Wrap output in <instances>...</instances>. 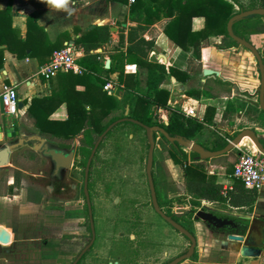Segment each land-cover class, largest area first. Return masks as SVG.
<instances>
[{"label":"rangeland","instance_id":"1","mask_svg":"<svg viewBox=\"0 0 264 264\" xmlns=\"http://www.w3.org/2000/svg\"><path fill=\"white\" fill-rule=\"evenodd\" d=\"M242 1L247 5L248 0ZM238 30L245 33L252 31L249 27ZM252 41L258 42L256 38ZM227 43L229 39L224 37L223 44ZM256 48L261 52V46ZM243 72L246 76H252L248 68L243 69ZM254 76L253 89H256L259 84L258 70L253 73ZM120 84L118 82L112 90H106L108 94L116 96L119 103L104 122L110 117H122L121 103L126 101L129 91L123 90ZM220 91L228 93L230 88L222 86ZM236 91L232 87V99L225 104L227 109H223L225 113L220 122V134L231 135L243 128H252L264 137V112L259 107L257 94L249 95L241 91L238 95ZM19 133L25 134L22 130ZM217 135L219 133L215 129L206 127L201 135L191 140L210 145ZM246 137L229 153L202 160L205 169H211L212 166L216 173L223 165L227 171L234 165L239 151L248 148L246 144L250 143V138ZM98 138L99 135H93L94 142ZM150 139L154 142L150 175L157 194L156 204L165 215L173 214L179 216L181 222H187L190 196L186 193L180 167L173 164L169 157V142L158 131L152 135L145 127L122 123L103 136L94 151V164L98 166L95 169L100 172V178L92 201H89L92 204V210L89 211L85 205L82 182L86 168L84 160L93 147L83 142L82 135L78 134L69 141L73 148L76 146V160L82 158V163L76 164V168L71 171L76 172L74 175L77 180H71L75 185V194L69 195L71 192L68 189L67 197L65 194L62 199L55 198L56 194L47 196L44 191L42 156L34 152L30 145L14 151L12 155L15 157L10 159V164L0 168V226L15 235V240L21 239L24 227L35 236L33 242L21 243L16 240L20 252L15 256L10 255L9 246L16 243H0V264H163L175 252L184 250L188 243L186 236L164 220L152 206L146 172ZM82 146L86 147V154L80 151ZM183 148L190 152L184 145ZM13 159L14 165L21 170L13 169ZM86 169L90 172V168ZM32 188L37 191V195L31 194ZM86 188L88 192L89 188ZM36 198L39 202H30ZM116 198L117 203L113 201ZM201 203L199 208L209 210L202 207ZM53 208H59L54 212L60 213L52 212ZM134 216L138 219L134 220ZM26 218L30 223L28 226L23 223ZM43 225L49 226L44 237L36 231ZM210 232L212 237H216L217 232L212 229ZM86 246L83 256L76 259ZM59 247L73 250H60Z\"/></svg>","mask_w":264,"mask_h":264},{"label":"crops","instance_id":"2","mask_svg":"<svg viewBox=\"0 0 264 264\" xmlns=\"http://www.w3.org/2000/svg\"><path fill=\"white\" fill-rule=\"evenodd\" d=\"M156 5L157 3H153L151 10H154ZM0 8L9 9L11 27L21 38H24L27 33V18L33 17V23L31 22L28 37L39 46V51L40 46H45L47 43H54L59 39H61V43L63 44L62 47L71 45L74 48H78L74 45V39L78 38L83 30L91 29L94 26L107 25L110 40L97 48V52L100 53V60L103 62V70L100 76L103 77L108 75L111 79L107 82L111 83L112 87H114L118 83L116 78L120 67H122V72L124 74H134L137 76L139 80V90L141 92L145 91L146 68L134 62H122L121 65V60L117 57V54L125 50V35L128 28L137 25L135 20L129 18L130 3L128 0H0ZM236 10L237 6L234 5L232 12H236ZM159 13L161 17L159 19L153 18L152 22L146 25L139 33L143 38L153 41V48L148 52L145 59L149 62H162L167 66L175 67L189 75L184 81L177 80L172 75L166 76L161 86L169 91L167 104L179 108L184 113L192 110L190 116L200 120L206 114L207 106H211L214 108V124L207 125V128L215 129L220 134V127L222 126L220 122L222 120L223 109L228 100L232 99V87L237 90L236 94L238 95H240L241 91L247 92L249 95L254 94L253 78H255V76L253 77V73L257 71V64L254 56L248 49L240 44L230 46H227L229 43L223 44L224 35L210 34L200 44L199 57H194L191 48L183 50L165 35L163 29L171 17L163 16L161 11H159ZM143 15L148 19L153 17L146 15L145 11ZM260 19L264 23V16H261ZM204 25L205 19L203 16L198 15L191 18L190 29L192 31L201 30L204 28ZM64 34L66 35L62 36ZM120 35L123 37H120ZM247 36L249 41L251 43L253 42L252 44L261 46L262 50L264 47V33L251 32L247 33ZM253 38H256L258 42L256 41L257 43H255V41H252ZM0 48L3 49V65L0 68V96L4 85H13L17 92L18 101L22 103L17 117L6 116L4 114L7 119V126H12L10 121L15 119L16 123L14 125L17 126L18 131L22 130L25 134H33L21 135L19 133L17 140L20 136L24 135L28 136V138L32 136V138L41 141H58L57 138L40 134L38 128L35 127L32 121L27 117L26 109L31 98L49 95L52 91L59 93L65 88L71 89L76 78H73V75H69L70 78H65L60 74L61 72L48 79L43 78L39 73V68L49 58L50 54H47L46 49L41 52L42 58H44L43 62H39L36 57L28 55L30 49H27L26 56L19 58L11 53L5 44H1ZM82 55L83 52L79 55L78 59ZM106 60L109 61L107 67L105 66ZM109 67L113 69V72L110 73L105 71ZM204 68L218 71V75H203L202 70ZM245 68H248V73H251L252 76L244 75L243 69ZM120 85L123 90L129 91L123 83ZM73 86L75 90L84 89L83 82H76ZM222 86L230 88V91L228 93H221L220 87ZM103 90L105 89L103 88ZM159 110V107L154 109L156 112ZM2 114L0 108V121ZM209 114L210 110L207 115ZM65 117L66 107L63 102L51 113L50 118L63 119ZM4 142L5 141H0V146H2ZM6 142L10 143V141ZM239 143H241V141ZM18 149L19 148L14 151ZM14 151L10 153L9 164L10 159L12 160V157H15L13 156ZM36 153L39 152L36 151ZM223 155L224 154L219 156L221 157ZM219 156L212 158H217ZM14 164L13 159V165ZM13 167V169L21 170L15 165ZM207 173L215 175V180L222 183L224 187H231L232 180L228 177L227 171L223 168V165H220V170L216 173H214V167L211 166V169H208ZM1 189L2 181H0V194L2 191ZM257 191L258 194L250 212H245L244 208L224 207L215 201H206L202 199L200 202H202V206L207 207L209 210H215L220 213L227 212L230 215H235L243 220L244 224L242 225H246L245 223H250L253 220L258 221L264 219V187ZM30 202L37 203L39 200L36 198L30 200ZM23 223H25L24 226L30 225L27 218L23 220ZM239 224L241 223L239 222ZM44 226L46 225L40 226L38 229L36 228L37 233L41 234V236ZM189 227L192 233L191 235L195 240V247L193 250L195 258L188 256L180 259L176 264H252L258 260L241 256L235 249L236 244L226 239L227 233L224 235L223 232H217L216 237H212L210 229L202 220L191 217ZM32 228L34 231V226ZM24 229L21 239L16 240L21 243L33 242L35 235L29 234L28 231L31 230ZM5 231L9 234V240L6 243H0L8 245L16 243L13 246H9L10 255L15 256L18 251L20 252V247L17 245L15 235H11L7 229ZM244 234L245 233L242 234L243 238H245ZM222 235H224V237ZM183 236H186L188 240L185 249L175 252V254L163 264H169L171 261L183 256L189 251L192 241L184 233ZM22 248V250L25 251L24 247Z\"/></svg>","mask_w":264,"mask_h":264},{"label":"trees","instance_id":"3","mask_svg":"<svg viewBox=\"0 0 264 264\" xmlns=\"http://www.w3.org/2000/svg\"><path fill=\"white\" fill-rule=\"evenodd\" d=\"M153 3H157V5L154 10H151ZM234 5L237 6L236 12H232ZM256 7H264V0H248L247 5L242 0H133L130 3L129 18L135 20L137 25L128 28L125 35V50L117 54V57L121 60V65L122 62H134L146 68V89L141 92L137 76L124 74L122 67H120L116 80L123 83L129 90L128 98L121 103L123 107L121 118L126 119L113 125L105 135L118 124L130 123L137 127H156L157 129L153 130L152 135L158 131L167 139L170 144L169 157L173 164L180 167L186 193L190 196L187 212L189 219L187 222H181L179 216L173 214L168 216L172 217V220L185 228L190 234H192L189 227L191 217L196 208L200 206L202 199L215 201L224 207L244 208L245 212H250L258 191L245 188L242 182L233 176V166H231L227 170L228 177L232 180L231 188H227L225 194H222L223 184L215 180V175L207 173L202 160L195 159V152L190 151L188 153L184 150L181 143L195 139L202 134L207 125L214 124V108L207 106L206 114L200 120L186 115L179 108L168 105L169 91L161 86L166 76L172 75L177 80L184 81L189 75L162 62L147 61L145 58L153 48V41L143 38L139 33L152 22L153 18L159 19L161 17L159 11H161L163 16L171 17L164 26L165 35L181 49L188 50L191 48L192 55L198 58L200 44L210 34L224 35L229 39L227 46L237 45L238 43L227 34L226 22L240 10ZM144 11L146 15L153 17L151 19L146 18L143 15ZM198 15L203 16L205 19L204 28L192 31L190 29L191 18ZM260 17V15H250L235 21L232 25L234 34L249 41L247 33L238 30V28L249 27L252 33H264V23L260 20ZM31 22L33 23V17H28L27 33L24 38H21L11 27L9 9L0 8V45L5 44L9 51L19 58L26 56L27 49H30L28 55L36 57L39 62H43L44 58L41 55L43 50L46 49L47 54H50L54 49L62 47L63 44L59 39L54 43L40 46L39 51V46L28 37ZM120 37L123 36L120 35ZM109 40L110 34L107 25L85 29L78 38L74 39V45L83 51V55L78 59V64L82 70L80 73L68 71L60 74L65 78H70L69 75H73V78H76L73 85L76 82H83L84 89L75 90L72 85L71 89L65 88L59 93L52 91L49 95L31 98L26 109V115L38 128L40 134L57 138L59 142L65 143V145H68L74 136L80 134L83 142L93 147L95 143L93 135H100L110 123L118 119L117 116H114L104 122V119L118 106L119 100L116 96H112L103 90V85L111 78L108 75L100 76L103 70V62L100 60V53L94 52L95 49ZM2 65L3 49L0 48V68ZM105 71L111 73L113 69L109 67ZM63 102L66 107V117L63 119L50 118L51 113ZM126 106H128V111L125 115ZM157 107L160 110L156 112L154 109ZM150 108H152L151 111ZM226 109L227 107H225ZM209 110L210 114L207 115ZM236 133L234 132L231 135L219 134L213 138L210 145L199 141L197 143L205 149L217 150L225 146ZM249 141L250 143L246 146L257 150L252 141L250 139ZM259 141L264 146V137L259 136ZM80 151L86 154V147L82 146ZM48 227H43V237ZM236 233L242 235L244 229L242 228ZM59 249L73 250L72 248L63 247H59ZM190 257L195 258L194 252L190 254Z\"/></svg>","mask_w":264,"mask_h":264},{"label":"water","instance_id":"4","mask_svg":"<svg viewBox=\"0 0 264 264\" xmlns=\"http://www.w3.org/2000/svg\"><path fill=\"white\" fill-rule=\"evenodd\" d=\"M250 15H264V7H256V8H250L246 10H240L239 12L233 14L226 22V31L228 36L237 42L238 44L242 45L246 49H248L252 55L254 56L257 64V70H258V76H259V84L256 89L253 90V93L257 94V99H258V104L259 107L262 111H264V47L262 48L261 52L256 48L254 44H252L250 41L245 40L244 38H241L234 34L232 25L235 21L240 20L242 18L248 17ZM95 52L98 51V49L94 50ZM109 61H105V66H108ZM203 75H213L216 76L218 75V71H215L210 68H204L202 70ZM22 103L18 101V108H21ZM0 108L1 112L3 113V106L2 102L0 99ZM128 111V106L125 107V114H127ZM126 118H120L117 119L116 121L110 123L106 129L99 135L98 140L94 143L92 151L90 152L91 157L96 149V146L100 139L105 135V133L118 121L124 120ZM12 126H7V119L4 115L2 114L1 121H0V141H5L2 146H0V168L5 167L9 164V156L12 151L17 149L19 146L22 145V137H20L16 142H10L7 143L10 138L16 136L18 133L17 126L14 125L16 123L15 119H12L10 121ZM147 129V132L151 134L153 130H156V127H145ZM249 137L250 140L255 144L257 149L261 152L264 153V146L260 143L259 141V136L256 134L255 130L252 128H243L239 130L232 138L227 142L225 146H223L220 149L217 150H210V149H205L203 146L198 144L197 142L193 140H187L186 142L181 143L184 145L187 149H189L192 152L196 153L195 159L196 160H204V159H209L215 156H219L222 154H225L226 152L230 151L233 149L243 137ZM26 139V138H25ZM154 147V142L153 140L150 139V150H149V162H148V167L146 169V172L148 174V184L150 188V194L151 198L154 204V209L155 211L164 219L166 220L170 225L173 227L177 228L181 232H183L185 235H187L191 239V245L189 247V251L184 254L181 257L176 258L175 260L171 261L169 264H176L180 259L186 258L190 256V254L193 252L194 247H195V240L193 236L186 231L184 228H182L179 224H177L174 220L170 219L168 216H166L157 206L156 204V198H155V190L153 187V183L151 180V175H150V165H151V157H152V150ZM51 155L53 158H58L60 157L65 161L64 166H69L70 162L72 160L73 156V147H71L67 152H63L62 150H51L50 151ZM221 214L230 216L229 213L227 212H221ZM194 218H198L204 222H206L208 225H210L212 228H225L227 230H232V228L235 227V223L232 219L228 217H220L217 216L210 211L198 209L195 211ZM226 239L228 241H231L236 244V251L243 257H251L258 259L256 262L252 264H264V247H256L253 245H249L244 242L243 235L237 234V233H232L229 232L226 234ZM9 240V234L2 228L0 227V242L6 243ZM88 246V245H87ZM87 246L81 250L77 256L76 259H78L80 256H82L84 250L87 248Z\"/></svg>","mask_w":264,"mask_h":264},{"label":"flooded vegetation","instance_id":"5","mask_svg":"<svg viewBox=\"0 0 264 264\" xmlns=\"http://www.w3.org/2000/svg\"><path fill=\"white\" fill-rule=\"evenodd\" d=\"M259 78V76H258ZM19 131L16 134V136L10 138L8 141L10 142H16L17 141V137L19 136ZM22 137V145L19 146L18 148L23 147V145L25 146V144L30 145V148L36 152L38 151L39 154L42 156L43 158V170L41 173V177L44 180V191L46 193L47 196H52L56 194L55 198L58 199H62V197H64V195L66 194V191L69 189V192H71L69 195H74L75 194V185L73 182H71V180H77V178H75L76 172H71L73 170V168H76V164L80 165L82 163V158L78 159V156H76V147L73 150V156H72V160L70 162L69 166H64L65 161L63 159H61L60 157L58 158H53V156L51 155L50 151L51 150H62L63 152H67L71 147L72 144L69 142L68 145H65V143L59 142V141H51V140H44L41 141L39 139H35L32 138V136H30L28 138V136H20ZM26 138V139H25ZM100 142V141H99ZM99 142L96 146H99ZM67 144V143H66ZM37 148V149H35ZM95 149V150H96ZM97 153V152H96ZM95 153H93V155L91 157L90 154L86 157V159L84 160V164L86 168H90V172H88V170L85 168L83 171V186H82V191H83V195L85 198V205H86V209L92 210V204H90V202L92 201V198L94 195L93 192L96 191V183L99 180L98 178H100L99 176V171H97L95 168L98 167L97 165L94 164V159H95ZM97 156V155H96ZM86 186L89 188V191L87 192V188ZM155 190V188H154ZM31 194L32 195H37V191L34 190L32 188L31 190ZM61 197V198H60ZM65 197H67V194L65 195ZM64 197V198H65ZM155 198L157 199V194L155 191ZM152 199V198H151ZM90 201V202H89ZM115 203L118 202V198H116L115 200H113ZM153 208H154V204H152ZM202 206V205H201ZM200 207V206H199ZM198 207V208H199ZM204 207V206H202ZM201 209V208H199ZM60 210L59 208H53L51 209V211H57ZM202 210H205L204 208ZM206 211H210V210H206ZM212 212L214 214H216L217 216L220 217H228L230 219H232L235 223V227L232 228V230H227L225 228H212L210 225H208L206 222L205 224H207L208 228L214 230L215 232H223V234H226L228 232H239L240 228L242 230V228L244 229V242L249 244V245H253L256 247H264V219L262 220H253L250 223H245L246 225H242L243 220L238 218L235 215H230V216H226L221 214L220 212H217L215 210H212ZM56 213V212H54ZM60 213V212H57ZM133 215V214H132ZM138 217L135 218L134 216V220H137ZM204 222V221H203ZM239 222L241 224H239Z\"/></svg>","mask_w":264,"mask_h":264},{"label":"built area","instance_id":"6","mask_svg":"<svg viewBox=\"0 0 264 264\" xmlns=\"http://www.w3.org/2000/svg\"><path fill=\"white\" fill-rule=\"evenodd\" d=\"M128 1L129 3L133 2V0ZM82 52L81 48H74L71 45H65L64 47L54 49L50 53L48 60L40 66L39 73L45 79L59 72L71 71L73 73H79L82 69L78 64V57ZM103 88L110 91L112 85L107 82L103 85ZM0 98L3 106V113L6 116L17 117L19 108L15 87L13 85H4ZM185 114L191 115L192 110L186 111ZM233 176L239 179L247 189L259 190L263 188L264 153H261L258 149L252 150L250 148L240 150L233 165ZM227 188L231 187L223 186V190L221 191L222 194H225Z\"/></svg>","mask_w":264,"mask_h":264},{"label":"bare ground","instance_id":"7","mask_svg":"<svg viewBox=\"0 0 264 264\" xmlns=\"http://www.w3.org/2000/svg\"><path fill=\"white\" fill-rule=\"evenodd\" d=\"M246 137V136H245ZM244 138V137H243ZM246 138H248V137H246ZM249 139V138H248ZM253 143V142H252ZM254 144V143H253ZM255 145V144H254ZM256 147V146H255ZM249 148V147H248ZM257 148V147H256ZM251 149V148H250ZM253 150V149H252Z\"/></svg>","mask_w":264,"mask_h":264}]
</instances>
